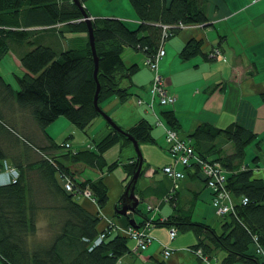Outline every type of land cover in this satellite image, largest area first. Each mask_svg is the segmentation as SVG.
Listing matches in <instances>:
<instances>
[{"label":"trees","instance_id":"obj_1","mask_svg":"<svg viewBox=\"0 0 264 264\" xmlns=\"http://www.w3.org/2000/svg\"><path fill=\"white\" fill-rule=\"evenodd\" d=\"M129 2L140 20L139 27L128 26L125 18L103 17L101 20H94L100 59L98 76L102 83L99 95L101 104L113 94H117L123 102L134 94L131 90V78L138 69V64L129 65L123 60L121 55L125 46L154 55L161 45L165 46L168 38L178 35L182 30L181 24L206 23L209 20L206 0ZM0 6L4 7L0 8V60L8 50L9 38L18 36L24 40L40 31H55L54 28L57 29L55 26L60 25V21L71 20L73 27L83 30L85 34L88 32L85 20H78L82 16L81 9L73 0H0ZM164 25L173 26L168 29L167 37L164 35ZM60 28L59 33L63 35L64 30ZM39 41L29 39V45L33 48L21 55L25 72L17 77L18 90L0 74V169L7 162L20 173L16 182L0 184V256L7 264H118L123 255L131 251V238L120 231L112 232V229H117L115 227L107 228L108 230L101 228V231L98 229L102 216L86 209L79 202V197L90 189L98 205L105 206L110 201L109 188L102 178L84 179L81 175L87 169L102 174L122 165L126 170V180L129 181L137 165L136 159L124 163L121 157L113 162L107 160L106 152L119 143V137L113 131L97 143V149L86 147L74 151L69 148L60 155L61 158L41 156L45 151L62 148L61 145L67 141L72 142V137H67L57 143L48 135L47 128L56 119L65 116L86 132L100 115L93 102L96 92L95 61L88 35L82 46L70 49H63L56 40L50 44ZM101 44L103 49L100 48ZM185 44L180 51L185 60L197 54H202L209 61L216 60L219 57L215 50L221 52L222 49L220 43L212 47L209 53L204 52L202 38H191ZM13 100L23 110H29L48 144L42 146L27 135L15 120L5 116L2 105L9 106ZM161 114L168 127L180 131V120L173 109L162 108ZM152 128L154 124L151 121L141 118L128 129L142 144L153 140ZM222 137L226 143L232 144L231 152L224 149ZM185 138L192 141L201 160L221 163L226 171V178L220 186L232 195L233 208L226 214H218L222 217L218 227L195 221L191 211L177 204L181 180L178 179L162 198L175 205V213L164 219L148 216L138 205L136 211H132L127 218L130 220L136 213L143 221L136 220L137 226L128 224L139 229L148 226L152 235L157 226H167L169 230L177 228L176 236L179 232L192 231L197 242L189 248L203 260L213 258L215 252L222 248L225 254L219 264H264V177L256 175L258 169L255 166L260 161L259 150L262 149L263 137L239 122L220 128L203 121ZM6 142L10 148L23 142L38 157L24 160L21 159V154H17V161L11 162L2 146H7ZM129 142L130 139L123 137V148ZM251 144H255L258 152L252 158L253 164H247L245 157L247 147ZM182 166L187 173L197 174L206 183L211 193L210 204L216 210L213 204L216 193L203 175L199 163ZM144 170L145 168L143 172ZM66 178L71 180L73 191L64 189L62 179ZM43 188L50 190L48 197L54 200V205L49 207L54 210L50 214V220L55 226L49 224V227L57 228L51 231L52 235L47 240L34 243L29 237L35 235L36 220L42 217V210H46V205H39V202L44 204L47 198L44 197ZM244 198L247 199L246 202ZM117 205L120 206V201ZM154 209L156 207L148 205V210L152 213ZM103 231L106 233L105 238L101 244L95 245L94 240ZM256 243L263 249L262 254L257 253Z\"/></svg>","mask_w":264,"mask_h":264},{"label":"crops","instance_id":"obj_2","mask_svg":"<svg viewBox=\"0 0 264 264\" xmlns=\"http://www.w3.org/2000/svg\"><path fill=\"white\" fill-rule=\"evenodd\" d=\"M214 1V5H208L207 7L208 24H210L199 28L190 26L187 29L181 30L178 35L171 37V41L166 44L168 46L166 47L165 57L159 61L160 71L166 78L168 91L177 98L175 103L157 108L156 112L158 117L164 122L163 125L154 123L155 117L148 114L144 110L145 107L142 109L135 107L131 117L127 118L122 111L125 103L121 102L117 95L107 98L102 102L104 110L107 106H111V104L119 110L120 116L115 119L126 129L134 126L141 118H146L154 124V128L151 130L153 140L142 143V146L144 145L146 149H144V164H146V167L141 174L142 176L138 181L136 189L137 195L141 199L139 206L143 204L144 209L142 210L148 216L164 219L175 213V205L170 201L162 200L164 194L172 189L174 185L172 180L162 171V167L165 164L172 162L164 128L165 125H168L161 114L162 108L173 109L175 111L181 124L179 133L186 132V135L183 133V137L187 136L196 125L203 123V121L215 124L220 128H225L230 124L239 122L255 132H264V45H262V50H259V48L254 47L256 43L252 41L255 37L254 29L264 26V0L252 4L255 9H262L261 11L257 13L252 10L250 16L248 15L240 19L239 14L241 9L233 10L230 0ZM248 7L249 5L247 9ZM87 8L90 14L97 17L102 15L111 18L118 17L120 19L127 17V15L120 14L121 11L116 6L112 9L114 11L111 13H108L104 9L97 12L90 6H87ZM212 25L213 27L206 29ZM39 34L38 37H36L37 34L33 36L38 38L40 43L50 44L51 41L56 40L61 44L63 49L82 46L83 42V38H81V34L83 33L79 32L76 33L79 37L77 39L78 43L74 45L72 43L70 45V42H66L68 45L65 43L67 35L65 32L61 35V33L53 30H45L44 32L40 31ZM30 37L31 35L29 39H31ZM191 38H202L204 41L203 51L207 53L210 52L212 47L221 43V56L211 61L206 60L202 54H197L189 58V60L183 59L180 51ZM231 41L239 42L242 47L232 49L234 47ZM8 42L9 50L0 60V74L3 75L7 83L12 84L14 89L18 90L17 77L25 72L20 59L21 55L27 53L33 46L28 44L27 48L17 50L15 48L18 44H14L11 38L8 39ZM121 56L129 65L138 64V69L131 78L133 85L131 90L136 93L135 100L138 96L148 99L150 94L149 88L152 82L151 69L145 66L144 61H141L142 57L139 56V52L132 47L125 46ZM141 62L143 65H141ZM6 74H10V77H7ZM196 76L199 79H195ZM193 82H195V85H198L199 88L197 90L192 87ZM11 104L9 106L2 105L5 116L15 120L27 135L37 140L42 146L48 144V140L36 125L33 116L32 122L30 121V125L28 126L22 120V117L18 118L20 116L15 114L16 111L19 113L21 111L22 113L24 110L14 100ZM158 109L160 110L159 112ZM107 110L106 108L105 111ZM96 119L91 123L92 126L87 128V132H83L77 125L72 124L67 117L62 116L53 122L55 125L53 123V125H49L47 132L57 143H60L67 137H72V144L73 146H77L78 149H85L86 147L95 149L97 140H102L112 131L111 127L104 120H98V124L95 127ZM19 143L18 145L15 144L17 146L11 148L8 142L5 143L7 146L2 145L9 154L7 159L11 162L17 161L15 159L17 154H21V159L24 160L26 158L33 160L38 157L23 142ZM228 144L231 147L229 148L231 152L232 144L230 142ZM256 151L258 152V148H256ZM129 152H131V149H129ZM257 152H255V155ZM259 153L261 161V159H264L262 149L259 150ZM106 156L109 162L115 161V159L112 161L109 159V157H114L112 152L108 155L106 154ZM132 157L133 155L129 158L132 159ZM158 158L160 161H157ZM260 161L255 165H258L259 169L256 170V175L264 177V166L261 165ZM245 163L248 164L249 162L246 161ZM177 167L186 173L184 178L179 181L180 187L177 191V204L183 209L186 208L191 211V215H193L195 221L198 220L217 227L220 226L222 217L214 213V207L210 204L211 193L206 187V183L197 174L187 173L184 166L179 164ZM109 174L111 180L109 178L108 182L107 180L104 181L109 188L111 208L116 212L115 206L121 200V193L128 181L122 167ZM100 175V173L96 174L92 170H88L81 177L98 180ZM79 202L91 212H99L93 200L81 196L79 197ZM148 205L156 207L153 213L148 210ZM114 212L111 211L110 213L108 210L106 211L107 215L112 218V221L118 222L121 226H126L130 223L129 218L124 215L115 216ZM132 217L138 222L143 221V218L139 214L135 213ZM103 220L98 227L100 231L103 227ZM112 230L114 233H119L118 229ZM190 232L193 233L192 231H186V233L182 234L179 232L176 239L172 240L169 237V228L167 226H157L153 232V242L144 251L133 250L135 247L134 239L129 243L131 251L123 255V264H219V259L216 262L212 258L209 260L200 259L187 248L197 242L194 233L189 234ZM166 244L173 248V252L165 259L163 257V246ZM0 264H7L1 256Z\"/></svg>","mask_w":264,"mask_h":264},{"label":"rangeland","instance_id":"obj_3","mask_svg":"<svg viewBox=\"0 0 264 264\" xmlns=\"http://www.w3.org/2000/svg\"><path fill=\"white\" fill-rule=\"evenodd\" d=\"M206 1H208V3H207V6L208 5H214V0H206ZM231 1V7L233 8V10H236V9H241V12H240V14H239V19L240 18H244L245 16H250V13L252 12V10H254L253 12H259V11H261L262 9H258V8H254V6H252V4H254L255 2H257V1H261V0H230ZM81 2H82V6H84V8L88 11V13H89V17L94 21V20H98V19H102L103 17H107V16H100V17H97V16H94V15H92V14H90V12H89V10H88V8H87V6H90L93 10H95V11H97V12H100V11H102L103 9L104 10H107V12L108 13H111L112 11H114V10H112L113 8H115V6L118 8V9H120V11H121V13L120 14H124V15H127V17H123V18H125L126 19V23H127V25L128 26H131L132 28H134V27H139V22L138 21H140L139 20V18L138 17H136L137 15H135V11L133 10V7H132V5L130 4V2H129V0H113L112 2H109V1H107V0H88V1H84V0H81ZM123 2V3H122ZM111 3V4H110ZM120 4H122V5H120ZM245 5H249V7H248V9H247V6H245ZM121 7V8H120ZM242 7V8H241ZM243 7H244V9H243ZM0 8H2V9H4V7L3 6H0ZM239 12V11H238ZM132 13V14H131ZM86 19L85 17H83V16H81V18H78V20H82V19ZM73 20V19H72ZM70 22H71V20L70 21H60V25H56L55 27L57 28V29H55L54 27V30H55V32H59V27H61L60 29H63L64 30V32L67 34L66 35V40H65V43L66 42H70V45H71V43L74 45V44H76V43H78V41H77V39L79 38L78 36H77V34L76 33H83V34H81V38H83V42H82V44H84L85 42H86V39H87V35H88V32L85 34V32L83 31V30H81V31H79L78 30V28H76V27H73L74 25H72V24H70ZM210 24V23H209ZM208 24V22H206V23H200V22H198V23H192V24H188V27H190V26H193V27H206V26H208L209 25ZM188 27H186V28H182V30H184V29H187ZM210 27H213V25L212 26H209V27H207L206 29H209ZM254 31H255V37H254V39L252 40L253 42H255L256 43V46H254V47H256V48H259V50H262V45H264V26L263 27H260L259 29H254ZM70 32H71V34H70ZM40 32H38L37 33V36L36 37H38L40 34H39ZM35 36H31L30 38L32 39H35L36 41H39L38 40V38H36ZM71 37H72V39H71ZM76 38V39H75ZM11 40H12V42H14V44H18L17 45V47L15 48V49H19V50H21V49H25V48H27L28 47V44H29V36H28V39H24L25 41H23V39H21V38H19L18 36L17 37H11ZM169 41H171V38H168V40L166 41V43H165V47H167L168 45H166L167 44V42H169ZM231 43H232V46L234 47V48H232V49H239V48H241L242 47V45H240V43L239 42H237V41H234V42H232L231 41ZM67 44V43H66ZM81 44V45H82ZM68 45V44H67ZM171 45V44H170ZM102 46V47H101ZM103 44H101L100 45V48L101 49H103ZM8 50H9V47H8ZM7 50V51H8ZM136 51H138L139 52V56H141L142 57V59H141V61L143 62H145V60H146V56H147V54H145L144 52H142V51H140V50H137V49H135ZM222 52V51H221ZM220 51H219V54H222ZM144 53V54H143ZM166 54V53H165ZM144 56V57H143ZM221 56V55H220ZM145 58V59H144ZM142 62H141V65H143L142 64ZM146 66V65H145ZM146 67H148V66H146ZM158 67H159V64H158ZM150 68V67H149ZM151 69V68H150ZM152 71V70H151ZM158 72L160 73V75H161V77H162V84L164 85V87L165 88H167V81H166V78L162 75V73H161V71H160V67H159V69H158ZM6 76L7 77H10V74H6ZM12 76V75H11ZM154 73H153V71H152V82H151V86H150V90L149 91H151V87L153 86V81H154ZM195 79H199L198 78V76H196L195 77ZM194 81V80H193ZM192 87H194L195 88V90H197V88H199L198 87V85H195V82H193L192 83ZM195 92V91H194ZM134 93V92H133ZM117 95V94H116ZM115 94H113V95H110V96H108L107 98H110V97H112V96H116ZM195 95V94H194ZM118 96V95H117ZM136 96V93H134V94H131V95H129V97L127 98V100H125L124 102L123 101H121V99L119 98V100L121 101V102H123V103H125V107L122 109V111L125 113V115H126V117L128 118V117H131V114H132V112H133V110L135 109V107H137V109H142L143 107H145L144 108V110H146V112L148 113V114H150V115H152V116H154L155 117V119L156 120H161L159 117H158V114H157V112H154L153 110H151V108L150 107H146V105H140L139 104V101H138V98H139V96L137 97V102H136V100H135V97ZM119 97V96H118ZM106 98V99H107ZM134 100H132V99ZM106 99H104L103 101H105ZM129 99H131V101H129ZM102 101V102H103ZM10 105H12V104H10ZM20 108V107H19ZM108 110V112H110L111 113V115L113 116V118L115 119H117V117L118 116H120V112H119V110L118 109H116V107H114V106H112V104H111V106H107L106 107ZM106 108H105V110H106ZM148 108H150V109H148ZM158 108V107H157ZM12 109H13V107H12ZM14 110V109H13ZM157 110V109H156ZM160 110L158 109V112H159ZM20 113H21V111H20ZM18 111H16L15 112V114H17V115H19L20 117H18V118H21L22 117V120L25 122V124H28V126L30 125V121L32 120V116H30V112H29V110L27 111V110H24V111H22V113L20 114ZM115 119V120H116ZM154 119V123H156V120ZM98 120H104L101 116H98L97 117V119H96V124H95V127H96V125L98 124L97 122H98ZM32 122V121H31ZM54 124V123H53ZM52 124V125H53ZM55 125V124H54ZM92 125H90L88 128H90ZM165 137L167 136V131H166V128L168 129V127L165 125ZM83 132H85V131H83ZM86 132H87V130H86ZM184 132H181V133H179L181 136H183L184 134L186 135V132L183 134ZM109 134H110V132H109ZM108 135V134H107ZM260 135H261V137H263V139L261 140V148H262V152L264 153V132H262L261 133V131H260ZM99 138V137H98ZM97 138V139H98ZM222 139H223V137H222ZM100 141V140H99ZM98 140H97V142L95 143V145H96V148L95 149H97V143L99 142ZM222 142H223V144H224V149L226 148L229 152H230V149L229 148H231L230 146H229V144H228V142L226 143L225 142V139H223L222 140ZM119 144V143H118ZM115 145V147H113V148H111V149H109L107 152H106V154L108 155L110 152H112V155L114 156L113 158H110L109 157V159L112 161V160H114L115 159V161H117V160H119V158L121 157V154H122V160H123V163L124 162H130L131 160H133V159H136L135 157H137V154H136V151H135V147H134V143H132V142H129L128 144H126L125 146H124V148H122V150H121V154H120V144L119 145ZM126 146H128V147H126ZM61 147L62 148H60V149H54V150H50V151H45L44 152V154L43 153H41V156H56V157H60V155L61 154H63V153H65V151H67V150H69V148H71V149H74V151L75 150H77L78 148H77V146H73V144H72V142H70V145L69 146H67L66 145V143L65 144H62L61 145ZM130 147V148H129ZM91 148V147H90ZM141 148H142V152L144 153V149H145V147H144V145L142 146V144H141ZM129 149H131V152H129ZM146 150V149H145ZM168 151L170 152V150H169V147H168ZM255 152H257L256 151V148H255V144H251V145H249L248 147H247V153H246V157H245V159H246V161H248L249 163H251V164H253V157L255 156ZM131 153V154H130ZM171 153V152H170ZM131 155H133V157H132V159H130L129 157H131ZM254 155V156H253ZM61 158V157H60ZM144 158H145V153H144ZM130 159V160H129ZM157 161H160V159L158 158L157 159ZM260 163H261V165L262 166H264V159H261V161H260ZM5 167L6 166H2V168L0 169V173L2 172V171H4L5 170ZM119 167H122V169L124 170V175L125 176H127V174H126V170L124 169V167L122 166V165H119L117 168H115L113 171H115L116 169H119ZM257 168L256 169H258V165L256 166ZM89 169H87L85 172H87ZM259 170V169H258ZM110 172H112V171H104L101 175H100V177L99 178H102L103 180H107V182H108V180H109V178L111 177V176H109L110 174ZM59 177V176H58ZM59 179H61L60 177H59ZM110 180H111V178H110ZM105 182V181H104ZM122 182H124V181H122ZM0 183H1V181H0ZM2 184V183H1ZM127 184V183H126ZM125 184V185H126ZM124 188V187H123ZM38 189V188H37ZM42 190V189H41ZM43 190H44V197H46L47 196V198H46V202L44 203V204H42V203H40L39 202V205H43L44 207H45V205H46V210H42L43 212L41 213L42 214V217H39V219L38 220H36V222H37V230H36V232H35V235H31L29 238L35 243V242H37V241H41V242H43V241H45V240H47L48 239V237L49 236H51L52 235V232L51 231H54L57 227H55V228H50L49 227V224H51L52 226H55L54 225V223L50 220V214L52 213V212H54V210L52 211V210H50V207L49 206H52V205H54L53 204V202H52V200H51V197H48V196H50V190L48 191V190H45V188H43ZM82 197H85V198H87V199H91V200H93V202L96 204V206L98 207V209H99V212H98V214L99 215H101L102 216V219H104L103 220V227L102 228H104V229H107V224L109 223V222H113L114 224H113V226L115 227V228H117V227H119V228H126V227H128L129 226V224L128 225H126V226H124V225H120V224H118V222H114V221H112V218H110L108 215H107V213H106V211L108 210V212H110L111 213V211L112 212H114L113 211V208H111L112 207V204H111V201L108 203V204H110L109 206H108V204H106L105 206H99L98 205V203H97V201L95 200V198H93V195H92V192L91 193H82V195H81ZM54 201V200H53ZM121 201V200H120ZM212 205V204H211ZM140 207L142 208V209H144V207H143V204L142 205H140ZM215 212V214H217V211L216 210H214ZM56 212V211H55ZM117 212H114L113 214L115 215V216H118L117 214H116ZM218 215V214H217ZM119 216H121V215H119ZM108 230V229H107ZM119 230V229H118ZM181 233V232H180ZM182 234V233H181ZM189 234H193V233H189ZM196 238V241H197V237H195ZM130 243L132 242V240L130 239V241H129ZM152 243V242H151ZM189 250H191L189 247H187ZM224 254H225V251L222 249V248H219V250H217L216 252H215V254L212 256L213 258H212V260L214 261V262H216L217 261V259H219V261L223 258V256H224ZM123 264V263H122Z\"/></svg>","mask_w":264,"mask_h":264},{"label":"built area","instance_id":"obj_4","mask_svg":"<svg viewBox=\"0 0 264 264\" xmlns=\"http://www.w3.org/2000/svg\"><path fill=\"white\" fill-rule=\"evenodd\" d=\"M82 20H85L84 18ZM181 28H186L188 25L181 24ZM165 29L164 35L167 37L169 35L168 29L173 26L164 25ZM165 42V41H163ZM154 55H148L146 56L145 65L150 67L151 70L154 73V81L153 86L151 87L150 95L148 99L144 98H138L140 105H146V107H150L151 110L156 112L157 107L159 106H169L170 104L175 103L177 98L168 91V88H165L162 84V77L160 73L158 72V64L159 61L164 57L166 53V47L164 45H161ZM215 53L218 57H220L221 54H219V50L216 49ZM148 108V109H150ZM156 124H164L162 120H156ZM168 127V126H167ZM167 136L166 141H168L169 144V150L171 152L172 156V162L170 164L165 165L162 170L163 173L166 174L172 181L175 183L178 179H182L185 176V173H183L182 170L178 169V165H192L194 162L199 163V165L202 168L203 175L207 177V180L209 182V185L211 188H213L215 194V197L213 198V204L216 208L217 214L223 215L228 213L233 208V201H232V195L228 190H226L224 187H221L220 185L224 183V180L226 178L225 176V170L220 162H208L201 160L196 151L194 150L192 146V141L188 138L180 136L179 132L173 128L168 127L166 128ZM67 146L70 145V142H65ZM5 170L0 173V181L1 183H13L17 181V178L19 176V170H17L14 166H10L7 162L5 163ZM245 168V166H243ZM63 187L64 189L68 191H73V185L69 178H66L63 180ZM85 193H91V190L88 189L84 192ZM247 199L244 198V202H246ZM113 222H109L107 224V228L114 227ZM120 232H123L124 234L128 235L131 239L135 240V247L133 250L135 251H144L148 247V245L154 240L153 235L150 233V228L148 226H144L142 229L135 228L132 226H128L126 228H119ZM177 233V228H171L169 230V237L171 239L175 238ZM106 233L105 231L101 232V234L94 240L95 245L101 244L102 240L105 238ZM257 244V253L262 254L263 249L260 247V244ZM163 255L166 258L171 253V248L166 244L163 247ZM264 254V253H263ZM123 261L120 259L118 264H122Z\"/></svg>","mask_w":264,"mask_h":264},{"label":"water","instance_id":"obj_5","mask_svg":"<svg viewBox=\"0 0 264 264\" xmlns=\"http://www.w3.org/2000/svg\"><path fill=\"white\" fill-rule=\"evenodd\" d=\"M75 4L81 9V14L83 17H85V23L86 27L88 28V38H89V45L92 52V57L95 61V67H94V81H96V89H95V95L93 98L94 107L99 113V115L104 119L106 123L109 124L112 131L116 133L119 137V144H120V154L121 150L123 148V137H126L131 140L132 143H134L135 151L137 154L136 157V168L132 173V176L130 177V180L125 185V188L123 192L121 193V201L120 206L116 205V212L119 215H124L128 217L132 211H136L138 208L137 206L141 203L140 196L137 195L136 189L139 179L141 178V174L143 172V169L145 168L144 164V153L142 152L141 143L136 138V136L129 131V129H126L122 126V124L118 121H116L113 116L104 110L102 107V104L99 102V95L101 93L102 83L101 80H99V72H100V59L98 55V48H97V38L95 36V27H94V21L89 17L88 11L82 6L81 0H73ZM122 157V154H121ZM130 224L133 226L136 225V219L131 218Z\"/></svg>","mask_w":264,"mask_h":264}]
</instances>
